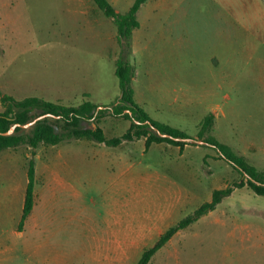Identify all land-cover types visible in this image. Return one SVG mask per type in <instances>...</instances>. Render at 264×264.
<instances>
[{
    "label": "rangeland",
    "instance_id": "374dc122",
    "mask_svg": "<svg viewBox=\"0 0 264 264\" xmlns=\"http://www.w3.org/2000/svg\"><path fill=\"white\" fill-rule=\"evenodd\" d=\"M78 1L0 0L3 93L67 106L82 104L86 95L104 107L119 100L115 72L123 52L118 36L117 47L111 39L117 28L93 0H84L95 17L92 26L90 15L81 11L85 4ZM109 2L123 14L135 0ZM138 16L141 27L134 30L125 56L134 67L137 98L149 105L146 111L197 138V121L190 122V112L181 115L171 102V67V74L180 75L179 81L196 94L222 76L224 85L218 90L222 112L213 134L264 171L263 0H149ZM152 57L159 64H153ZM4 109L0 101V111ZM41 116L21 127V132L30 134L39 120H57ZM98 124L111 138L124 134L131 122L107 113ZM82 125L91 127L92 121ZM73 141L118 154L121 161L126 157L128 164H116L114 156L85 159V152L78 151L79 197L60 195L47 217L52 220L37 235L46 241L51 256L64 261H39L27 254V262L1 259L0 264H137L161 234L210 201L215 189L241 179L207 144L187 145L181 152L164 143L144 152L141 140L120 148L86 139ZM54 149L50 145L15 148L31 158L36 153L46 158ZM120 172L121 199L113 187ZM7 178L8 173L0 176L1 193ZM120 201L127 226L122 224L119 231L108 221ZM149 264H264V196L248 187L236 189L214 211L179 231Z\"/></svg>",
    "mask_w": 264,
    "mask_h": 264
},
{
    "label": "trees",
    "instance_id": "16d2710c",
    "mask_svg": "<svg viewBox=\"0 0 264 264\" xmlns=\"http://www.w3.org/2000/svg\"><path fill=\"white\" fill-rule=\"evenodd\" d=\"M106 17L113 20L118 33V43L123 54L116 60V76L119 79L121 96L119 100L109 107L97 105L90 101L86 95L85 101L77 106H67L61 103L46 100L41 97L31 96L17 99L12 95L3 93L0 89V101L3 111H0V131L8 132L13 125H20L11 135L0 134V152L15 149L22 145L36 149L40 145L55 146L64 141L89 140L103 143L108 147H118L125 142L145 138V151L154 143H167L180 148L183 152L187 145L198 144L186 139H198L213 147L220 157L229 162L241 175L240 180H234L224 188L215 189L210 201L203 203L192 214L181 219L176 225L167 229L155 244L146 249L137 264H149L153 256L162 249L179 231L196 223L203 216L214 211L222 201L231 196L236 189L248 187L257 195L264 196V171L259 170L244 156L237 154L229 145L221 142L214 134L215 114H208L200 123L197 138L187 132L153 119L146 110L134 99L132 86L134 67L125 56V49L131 47L133 31L140 26L138 13L148 0H135L126 13H119L109 0H93ZM264 2V0H263ZM2 49L0 47V57ZM107 113L131 122L127 131L118 137L107 138L98 121ZM51 114L57 120H39L30 134L22 133L21 126L28 124L36 117ZM84 121H92L91 127L82 125ZM138 121L139 123H136ZM62 125H58V123ZM150 126L173 138L161 137ZM206 161V160H205ZM29 183L26 192L25 205L21 224L24 223L35 205V162L31 158L28 163Z\"/></svg>",
    "mask_w": 264,
    "mask_h": 264
},
{
    "label": "crops",
    "instance_id": "0c3cea01",
    "mask_svg": "<svg viewBox=\"0 0 264 264\" xmlns=\"http://www.w3.org/2000/svg\"><path fill=\"white\" fill-rule=\"evenodd\" d=\"M78 2L81 5L82 3L85 4V8L83 7L81 11L85 15H90L91 24L92 26L95 25V17L93 13L90 12V9L86 6L84 0ZM144 5L142 7H144ZM140 27L141 23L137 29H139ZM117 36V32L112 34L111 36V39L113 41L112 45L116 47L118 46ZM164 51L165 50H157L156 52L160 54L164 53ZM169 52H172V50H170ZM152 61L155 65L159 64L157 58L152 57ZM172 70L173 68L171 67L169 79L171 87L174 88L171 90V95H173V100H171V102L173 104H176L177 111L181 115L188 114L190 112V122H192L191 119H195V121H197V126L200 125L203 119L210 113H214L216 119L218 114L222 112V97L219 101L218 90L219 88L220 90H222L223 88V77L221 76L219 80L218 78L215 79V82L210 86V88L205 87L204 90H199V92L196 94V92L192 93L189 91L190 86L187 83H181L179 81L181 79L180 75L176 76L174 74H171ZM154 73L156 74L155 71ZM135 80L136 78L134 77L132 82V86L134 89V99L141 107L146 110L147 106L149 105L143 99L137 98V93L134 87ZM178 87H180V89H178ZM195 111L197 113L193 115ZM149 115L153 119L163 122L162 120L154 118L151 113ZM179 129L187 132L182 127H179ZM140 140L145 144V138H142ZM97 144L99 146L104 145L103 143ZM123 144L118 147L111 148H120ZM161 144L164 143L152 144L148 151L154 146L156 147L157 145ZM53 147H55L54 151H52L53 153L47 154L46 158L40 156L39 153L33 155L36 177L35 205L29 216L22 224L21 221L25 205L27 187L29 183L28 163L31 157L30 155L23 154L19 151H16L15 149H7L0 152V176L8 173L7 185L4 187L5 190H3V193L0 192V260L3 259L9 262L13 261L14 263H16L17 261L27 262L28 254L30 257L39 261H61L59 255L51 256L52 252L47 250V247H45L47 245L46 241L38 239L37 235L39 229L43 225L47 224L50 220H52L51 218L47 217L57 207L56 204L60 195L62 196L64 194H69L71 197H79L80 193L76 190L75 185V180L79 175V172L76 169L78 151L81 150L85 152V159H95L99 155L105 157L106 159L114 156V158H116L117 160L116 164H121L124 166L128 164L126 157L125 160L121 161L119 158H117L118 154H112L110 151H100V149L93 146V144L85 142H76L73 140L71 142L64 141ZM148 151L144 150V152ZM121 174L122 172H120V175L118 176L113 186L119 191L118 194L120 196L117 197L119 199H121L122 197L123 188L121 184ZM168 206L173 207L174 205L169 204ZM122 214L123 209L120 201V204H117L113 212V217L108 221L111 225L114 226L115 230L117 229L120 231L122 229V224L124 225V228H126L127 226V220L122 221Z\"/></svg>",
    "mask_w": 264,
    "mask_h": 264
},
{
    "label": "water",
    "instance_id": "95a60500",
    "mask_svg": "<svg viewBox=\"0 0 264 264\" xmlns=\"http://www.w3.org/2000/svg\"><path fill=\"white\" fill-rule=\"evenodd\" d=\"M53 116V115H51V114H45V115H42L41 116V118H44V117H46V116ZM54 118H57V117H55V116H53ZM40 118H38L37 120H39ZM136 123H139L138 121H136ZM18 126H20V125H18V124H16V125H13L12 127H11V129L8 131V132H6V133H2L1 131H0V134H2V135H5V136H8V135H11V134H13L14 133V131H15V129L18 127ZM25 125H23V126H21V127H24ZM150 130H152V131H154L157 135H159V136H161V137H169V138H173L172 136H170V135H166V134H163L162 132H160L157 128H155V127H153V126H150ZM186 140H188V141H192V142H195V143H199V144H206L204 141H199V140H195V139H186Z\"/></svg>",
    "mask_w": 264,
    "mask_h": 264
}]
</instances>
